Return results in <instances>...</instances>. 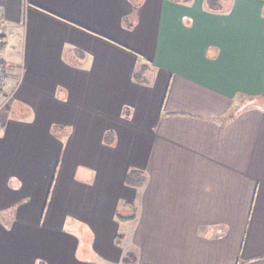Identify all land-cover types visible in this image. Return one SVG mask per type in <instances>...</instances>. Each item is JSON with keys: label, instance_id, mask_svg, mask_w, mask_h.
I'll list each match as a JSON object with an SVG mask.
<instances>
[{"label": "crops", "instance_id": "obj_1", "mask_svg": "<svg viewBox=\"0 0 264 264\" xmlns=\"http://www.w3.org/2000/svg\"><path fill=\"white\" fill-rule=\"evenodd\" d=\"M0 19V264H264V0Z\"/></svg>", "mask_w": 264, "mask_h": 264}, {"label": "trees", "instance_id": "obj_2", "mask_svg": "<svg viewBox=\"0 0 264 264\" xmlns=\"http://www.w3.org/2000/svg\"><path fill=\"white\" fill-rule=\"evenodd\" d=\"M142 72H144L143 67L139 68V70L137 71L138 74H141ZM126 180L133 185H139L143 182L144 177L140 171L133 169L127 175ZM128 218L132 219L133 216L128 217Z\"/></svg>", "mask_w": 264, "mask_h": 264}, {"label": "built area", "instance_id": "obj_3", "mask_svg": "<svg viewBox=\"0 0 264 264\" xmlns=\"http://www.w3.org/2000/svg\"><path fill=\"white\" fill-rule=\"evenodd\" d=\"M0 26H1V19H0ZM3 41H4L3 34L1 32V27H0V91L3 89L6 79V71L2 62Z\"/></svg>", "mask_w": 264, "mask_h": 264}, {"label": "rangeland", "instance_id": "obj_4", "mask_svg": "<svg viewBox=\"0 0 264 264\" xmlns=\"http://www.w3.org/2000/svg\"><path fill=\"white\" fill-rule=\"evenodd\" d=\"M126 242H127V240L125 239V241H124V245L126 244ZM123 263H124V262L122 261L121 264H123Z\"/></svg>", "mask_w": 264, "mask_h": 264}]
</instances>
